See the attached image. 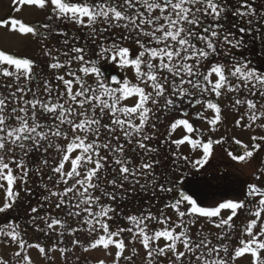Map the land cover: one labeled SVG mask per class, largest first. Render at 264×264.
<instances>
[{"label": "snow or ice", "instance_id": "1", "mask_svg": "<svg viewBox=\"0 0 264 264\" xmlns=\"http://www.w3.org/2000/svg\"><path fill=\"white\" fill-rule=\"evenodd\" d=\"M13 5L42 18L0 20L39 47H0V264H264V0ZM219 156L260 165L204 205Z\"/></svg>", "mask_w": 264, "mask_h": 264}, {"label": "rangeland", "instance_id": "2", "mask_svg": "<svg viewBox=\"0 0 264 264\" xmlns=\"http://www.w3.org/2000/svg\"><path fill=\"white\" fill-rule=\"evenodd\" d=\"M13 9V0H0V20L14 16L22 18L26 22H38L42 18V14L35 9L25 8L21 12H15ZM0 47L14 51L18 55L29 57H37L39 54V47L34 40H26L15 34H10L6 28H0ZM40 59L43 58L40 57ZM244 138L247 139L246 134ZM229 146L233 149L235 148L234 145H231V141H229ZM217 148L218 151H222L218 146ZM259 165L260 160L254 161L250 167H245L231 162L226 156H219L209 161V165L206 166V172L204 170L189 172L186 184L191 192L196 193L202 204L211 206L218 201L232 198L248 181V173L251 168ZM240 169L243 170L241 171ZM146 198L142 194L138 197L141 201ZM31 255L37 261V264H44V261L39 258L35 250H32ZM55 255L57 256V261L54 264H60L59 254ZM77 255H80L79 251H77ZM84 255L88 257L92 264H95L96 259L101 258L106 259V264H110V258H105L103 253L99 251Z\"/></svg>", "mask_w": 264, "mask_h": 264}, {"label": "flooded vegetation", "instance_id": "3", "mask_svg": "<svg viewBox=\"0 0 264 264\" xmlns=\"http://www.w3.org/2000/svg\"><path fill=\"white\" fill-rule=\"evenodd\" d=\"M258 4H259V0H258ZM31 231V230H30Z\"/></svg>", "mask_w": 264, "mask_h": 264}, {"label": "trees", "instance_id": "4", "mask_svg": "<svg viewBox=\"0 0 264 264\" xmlns=\"http://www.w3.org/2000/svg\"><path fill=\"white\" fill-rule=\"evenodd\" d=\"M189 186H187V188H188ZM189 189V188H188Z\"/></svg>", "mask_w": 264, "mask_h": 264}]
</instances>
